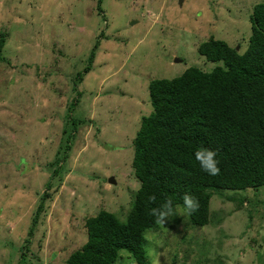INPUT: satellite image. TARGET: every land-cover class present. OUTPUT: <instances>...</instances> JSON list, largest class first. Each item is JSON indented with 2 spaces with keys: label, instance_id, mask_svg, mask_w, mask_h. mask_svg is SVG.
<instances>
[{
  "label": "rangeland",
  "instance_id": "rangeland-1",
  "mask_svg": "<svg viewBox=\"0 0 264 264\" xmlns=\"http://www.w3.org/2000/svg\"><path fill=\"white\" fill-rule=\"evenodd\" d=\"M261 2L0 0V264H18L21 253L23 264H65L86 241L87 217L125 219L139 188L132 141L152 112L150 81L211 71L197 52L211 36L243 51ZM210 211L202 228L179 207L146 232L149 264L264 263V186L214 195ZM115 264L136 263L123 251Z\"/></svg>",
  "mask_w": 264,
  "mask_h": 264
},
{
  "label": "trees",
  "instance_id": "trees-1",
  "mask_svg": "<svg viewBox=\"0 0 264 264\" xmlns=\"http://www.w3.org/2000/svg\"><path fill=\"white\" fill-rule=\"evenodd\" d=\"M249 22L250 36L243 51L212 36L198 46V54L215 65L211 71L191 66L175 78L150 81L152 112L141 118L132 141V168L139 181L132 208L123 221L104 210L87 217L86 241L65 264H115L123 251L136 264H149L145 233L165 220L158 222L153 209L166 211L170 200L171 213L179 207L185 210L182 198L189 194L199 207L187 214L188 223L202 228L211 220L214 195L264 186V2L253 6ZM4 42L0 38V62ZM98 45L91 50L93 57ZM81 81L78 73L73 87ZM75 104L70 103L68 112ZM68 116L66 120L73 123ZM202 148L216 152L218 175L204 172L195 159ZM47 199L44 194L40 200L29 237ZM227 200L238 201L233 196ZM243 202L240 197L239 204ZM24 258L21 253L18 264Z\"/></svg>",
  "mask_w": 264,
  "mask_h": 264
},
{
  "label": "clouds",
  "instance_id": "clouds-1",
  "mask_svg": "<svg viewBox=\"0 0 264 264\" xmlns=\"http://www.w3.org/2000/svg\"><path fill=\"white\" fill-rule=\"evenodd\" d=\"M215 157H216V152L209 149L202 148L195 152V159L199 162L202 170L212 176H216L220 172V169L217 166L218 161L215 159ZM154 199L155 197L149 198L150 201H154ZM182 199L187 214L190 215L198 210L199 203L193 196L189 194H185ZM164 207L166 209V211L164 212H158L157 209L152 210L153 215H158L159 217L158 222L163 221L168 215L171 214L172 211L171 201L170 200L167 201Z\"/></svg>",
  "mask_w": 264,
  "mask_h": 264
},
{
  "label": "water",
  "instance_id": "water-1",
  "mask_svg": "<svg viewBox=\"0 0 264 264\" xmlns=\"http://www.w3.org/2000/svg\"><path fill=\"white\" fill-rule=\"evenodd\" d=\"M109 183H111V184H115L114 179H113V178H110V179H109Z\"/></svg>",
  "mask_w": 264,
  "mask_h": 264
}]
</instances>
